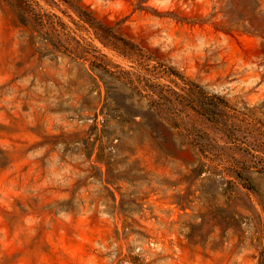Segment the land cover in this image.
Masks as SVG:
<instances>
[{"label": "rangeland", "instance_id": "374dc122", "mask_svg": "<svg viewBox=\"0 0 264 264\" xmlns=\"http://www.w3.org/2000/svg\"><path fill=\"white\" fill-rule=\"evenodd\" d=\"M214 94L264 139V0H0V264H264V173L192 108Z\"/></svg>", "mask_w": 264, "mask_h": 264}, {"label": "trees", "instance_id": "16d2710c", "mask_svg": "<svg viewBox=\"0 0 264 264\" xmlns=\"http://www.w3.org/2000/svg\"><path fill=\"white\" fill-rule=\"evenodd\" d=\"M83 18L85 21L89 22L91 26H96V24H98L90 15ZM104 30L105 34L109 36L108 38L113 40H110L112 43H119L128 48H132L134 46L131 42L111 32L110 29ZM169 90L171 92H169V94H166L158 84L151 83V106H154V109H159L164 104L173 103L172 99H170V93H174L175 91L171 89ZM181 90H184V87H181ZM154 96H157V98L154 99ZM207 100L208 101H204V99H201L199 101L197 100V109L196 107L192 108L206 117L213 123L215 127H217V129L226 137L224 143L233 142L234 144L240 146V148H242L246 152L247 156L251 159V167H254L258 171L264 173V139L262 138V134L247 131L243 136L237 135L238 131L234 127L236 124L229 122V104L224 101L223 97L216 94L210 96L209 98H207ZM193 142L195 146H197L198 151L201 154H204V152L208 151V148H210V146L213 148H218L219 151L224 150V146L217 145L215 143V139L210 138L208 135L199 137ZM229 149L232 148L229 147ZM200 163L202 167L205 166L204 162ZM236 176L238 178L241 177L239 174Z\"/></svg>", "mask_w": 264, "mask_h": 264}]
</instances>
